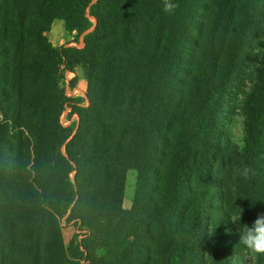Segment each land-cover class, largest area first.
I'll list each match as a JSON object with an SVG mask.
<instances>
[{"label": "trees", "instance_id": "trees-1", "mask_svg": "<svg viewBox=\"0 0 264 264\" xmlns=\"http://www.w3.org/2000/svg\"><path fill=\"white\" fill-rule=\"evenodd\" d=\"M173 2L0 0V264H233L244 248L264 214V0ZM56 19L84 44L54 47ZM77 66L89 104L62 85ZM229 97L242 149L219 139Z\"/></svg>", "mask_w": 264, "mask_h": 264}, {"label": "rangeland", "instance_id": "rangeland-1", "mask_svg": "<svg viewBox=\"0 0 264 264\" xmlns=\"http://www.w3.org/2000/svg\"><path fill=\"white\" fill-rule=\"evenodd\" d=\"M45 36L47 40L56 48L62 46H76L81 47L83 42V36L79 38L77 42V34L72 33L67 29L66 23L64 20L56 19L49 31H46ZM75 73L77 75V84L72 89L68 85V81L72 78L73 74L67 73L66 80L62 85L66 86L67 93L71 97H80L83 100V103L89 104V81L87 70L84 66H77L75 68ZM225 120L223 121V126L221 127V139L224 145L234 149H242L244 143V128H243V118L238 114L237 103L234 97H229L226 101L225 106ZM69 109L62 116V123L65 126L71 125L73 122L78 123V116L73 115L71 119L68 118ZM2 115L0 114V121ZM1 130V129H0ZM226 173V169L223 171ZM237 175V174H235ZM139 172L136 169H131L127 173L126 178V190H125V207L130 209L133 206L138 184ZM219 204L221 201L218 200ZM63 224V233L66 244L69 246L71 241H80L82 239V233L79 232V225L71 223L68 224L64 220ZM233 264H264V255H254L250 253L246 248L241 249V251L234 258Z\"/></svg>", "mask_w": 264, "mask_h": 264}, {"label": "clouds", "instance_id": "clouds-1", "mask_svg": "<svg viewBox=\"0 0 264 264\" xmlns=\"http://www.w3.org/2000/svg\"><path fill=\"white\" fill-rule=\"evenodd\" d=\"M178 7L179 5L173 0H163L165 13L173 14ZM250 173H252V169L249 167L240 170V175L244 179H248ZM239 209L242 208L238 206V209L230 215L232 222L236 225L241 224L243 209L242 211ZM239 243L254 255H264V214L259 215L251 225L243 224V227L239 228Z\"/></svg>", "mask_w": 264, "mask_h": 264}]
</instances>
